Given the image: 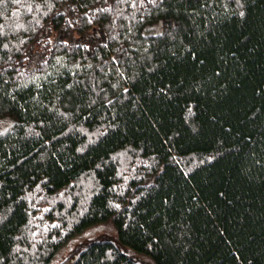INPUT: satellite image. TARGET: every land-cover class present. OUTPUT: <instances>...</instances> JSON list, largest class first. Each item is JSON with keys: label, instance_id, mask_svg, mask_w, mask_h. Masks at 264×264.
I'll use <instances>...</instances> for the list:
<instances>
[{"label": "trees", "instance_id": "1", "mask_svg": "<svg viewBox=\"0 0 264 264\" xmlns=\"http://www.w3.org/2000/svg\"><path fill=\"white\" fill-rule=\"evenodd\" d=\"M1 119L0 264H264V0H0Z\"/></svg>", "mask_w": 264, "mask_h": 264}, {"label": "rangeland", "instance_id": "2", "mask_svg": "<svg viewBox=\"0 0 264 264\" xmlns=\"http://www.w3.org/2000/svg\"><path fill=\"white\" fill-rule=\"evenodd\" d=\"M10 124V120L8 119H1L0 120V131L5 129ZM106 237L110 236L115 242H117L120 247L132 254L131 251H129L125 246L121 245L117 236L115 235V230L113 226L107 222L99 223L97 225L91 226L85 231H83L81 234L76 235L75 237L71 238L54 256V258L51 260L50 264H61L67 256L70 254V252L77 246V244L88 240L90 238L94 237Z\"/></svg>", "mask_w": 264, "mask_h": 264}, {"label": "snow or ice", "instance_id": "3", "mask_svg": "<svg viewBox=\"0 0 264 264\" xmlns=\"http://www.w3.org/2000/svg\"><path fill=\"white\" fill-rule=\"evenodd\" d=\"M241 15H243V13H241Z\"/></svg>", "mask_w": 264, "mask_h": 264}]
</instances>
